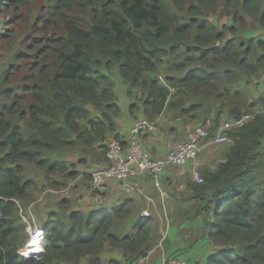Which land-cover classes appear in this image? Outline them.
Here are the masks:
<instances>
[{
    "label": "trees",
    "instance_id": "obj_1",
    "mask_svg": "<svg viewBox=\"0 0 264 264\" xmlns=\"http://www.w3.org/2000/svg\"><path fill=\"white\" fill-rule=\"evenodd\" d=\"M217 4L54 0L39 19L46 42L42 57L22 68L26 97L9 89L0 93L7 99L0 102V264H80L86 256L97 258L106 243L121 250L129 264L147 255L149 221L138 219L122 234L114 230L115 223L130 217L128 203L110 211L68 214L66 199L43 227L42 256L26 259L19 254L28 237L18 234V206L36 187L33 179L22 176V163L59 174L63 180L55 185L66 187L76 172L45 155L58 147H99L105 156V136L115 131L120 113L115 76L129 97L142 91L139 102L146 118L168 108L183 123L212 119L211 134L226 107L227 120L255 113L252 107L260 110L242 127L226 132L228 146L216 168H199L198 181L187 186L196 201L194 215L213 218L204 231L216 252L206 264H264V95L248 103L243 91L230 88L235 81L264 73V0H221L223 14L229 16L225 23L208 14ZM249 17L262 36L246 32ZM227 33L232 37L226 39ZM191 99L196 100L189 103ZM135 107L130 104L131 111Z\"/></svg>",
    "mask_w": 264,
    "mask_h": 264
},
{
    "label": "crops",
    "instance_id": "obj_2",
    "mask_svg": "<svg viewBox=\"0 0 264 264\" xmlns=\"http://www.w3.org/2000/svg\"><path fill=\"white\" fill-rule=\"evenodd\" d=\"M114 81L120 113L114 121L115 131L105 136V145L116 136L121 141H127L135 120L145 117L142 104L139 102L142 91L135 90L129 97L123 82L117 76L114 77ZM261 82L263 84H259L260 91L264 92V81ZM132 103H136V107L131 111ZM156 117L159 119L157 128L142 135L140 141L142 148L152 159H161L176 143L184 141L196 125L193 122L183 123L176 112H163ZM62 156L64 158L61 161L71 165L73 172H76V186L60 199L68 201V214L89 213L93 210L110 211L123 203H128L131 215L124 222L125 230L131 231L132 225L138 219L149 221L151 225L147 247L150 264H161L163 259L168 257L181 259L189 264H206L207 258L216 252L215 246L204 231L205 223L212 222L213 218L211 214L194 215L192 207L196 201L191 199L192 192L187 186L188 182L198 181V172L195 168L201 161L194 162L192 170H187L189 172H186V169L180 171L173 167L167 168L160 179L159 187L147 174H139L132 179L137 186L133 194L120 192L117 182L109 179L107 191L110 195L109 200L102 201L90 190V174L106 167L103 148L96 147L92 151H83L81 148L66 150ZM179 182H183L184 185L179 186ZM57 203L44 202L37 204L36 208L31 205L27 211L35 224L45 228L49 213ZM115 263L129 264V260L123 256L121 250L111 248L107 243L97 258L86 256L80 260V264Z\"/></svg>",
    "mask_w": 264,
    "mask_h": 264
},
{
    "label": "rangeland",
    "instance_id": "obj_3",
    "mask_svg": "<svg viewBox=\"0 0 264 264\" xmlns=\"http://www.w3.org/2000/svg\"><path fill=\"white\" fill-rule=\"evenodd\" d=\"M196 1L197 0H184L185 6L188 7L191 4H195ZM24 2L25 5L20 6L18 1L16 0H0V93L4 90L7 91L9 89L15 94L20 95L23 99L26 97V95L24 91L22 92V90L28 85V83L23 82L25 80H23L22 78V75L24 73L22 72V68L32 61H37L38 57H42L41 55L39 56V53L41 47L45 45L46 42L44 40V35L39 31V19L44 13L48 11L50 6L54 4V0H24ZM208 14L212 17L216 16L219 19L220 23H225V20L229 18V16L223 14L221 0H218V4L215 10L213 12H208ZM246 26L248 29L246 32L248 34L253 36L258 35V37L262 36L263 31L251 17L248 18ZM231 37L232 35L230 33L226 34V39H229ZM12 75H14V77L8 80H4L7 76ZM263 75L264 73H262L259 77H255L254 79L247 78L244 81H235L230 85V88L232 89V91L236 89L243 91L248 98V103H251L256 97H259L260 94L264 95V92L260 91L259 86V84H263V82H261V80L264 81ZM172 93H175V91L172 90ZM12 99L13 98H10L9 100ZM195 100L196 99H191L189 103H193ZM1 101L5 102L7 101V99L4 96H0V102ZM23 105H26V102H24ZM251 109L258 112L260 111L257 107H252ZM228 110L229 107H226L224 109L225 113L221 117L218 125H220L223 121L231 118L226 112ZM165 112L174 113L177 111H172L167 108ZM186 120L187 119H184V121ZM211 120L212 119H209L206 123L198 122L195 125L211 126L213 125V122ZM15 121L16 120H14V122ZM227 146V144H223L220 146L210 145L206 147L194 161L195 163H197V161H201L202 163L201 164L200 162H198L196 168L194 167L196 171L198 172L199 168L202 167H208L209 169L214 170L219 161L224 156ZM64 151H66L64 147H58L52 154L45 155V157H47L50 161L55 159L62 160V158H64V156H62L64 154ZM1 157L2 153L0 152V158ZM194 162L183 167H175V169L180 171L186 169V172H189L192 170ZM22 167V176L29 179L31 178L36 183V187L32 189V193L30 192L29 198L25 202H20L18 206L21 208H19V213L17 215V225L21 226V228L20 226H18L17 228L18 230H20L18 234H20L21 236L24 235L25 237L27 224H25L26 222L22 221L21 217H19L21 213L20 211L22 210V213L26 214V208L30 207L31 205L33 208H36L37 204L44 202L48 204L56 202L59 203L60 199L65 196V194L61 192L65 187V184L57 187L54 181L61 183L63 180L62 177L59 174L51 175L47 172L46 169L37 166V164L23 162ZM178 185L181 186L184 185V183L179 182ZM135 188H137V186H135ZM72 190L73 188L70 190V192ZM107 191L108 190H105L98 195L93 191L92 193L96 195L100 200L108 201L110 195ZM135 192L136 190L131 192L130 194H133ZM57 205H55V209H57ZM54 208L51 211H54ZM27 216L30 218L29 221L32 222L29 214ZM123 228H125L123 222L115 223L114 230L116 233L122 234L124 231ZM26 243L27 241L25 242L24 246L20 248L19 252L25 250Z\"/></svg>",
    "mask_w": 264,
    "mask_h": 264
},
{
    "label": "built area",
    "instance_id": "obj_4",
    "mask_svg": "<svg viewBox=\"0 0 264 264\" xmlns=\"http://www.w3.org/2000/svg\"><path fill=\"white\" fill-rule=\"evenodd\" d=\"M256 113H247L239 118L223 121L216 132L211 134V127L198 125L195 126L187 135V138L176 143L161 159H152L141 146V136L154 131L158 125V117L149 119L146 117L135 120L130 129V137L127 142L113 139L106 145L105 168L93 171L90 174L91 190L100 194L107 189L108 180L117 182L120 192L130 194L135 191V184L132 179L139 174H147L151 180L159 187L160 179L169 167H183L192 164L197 156L210 145H223L229 142L227 131L237 129L251 121ZM76 186V180L62 189V193H69ZM22 221H25L26 234L28 237L25 251H20V255L26 258L39 259L43 254V242L45 230L43 227L29 221L30 218L20 211ZM33 244V245H32ZM30 247L34 253L28 254L26 248ZM28 254V255H27ZM133 264H150L148 255L141 257ZM161 264H189L177 258H165Z\"/></svg>",
    "mask_w": 264,
    "mask_h": 264
},
{
    "label": "bare ground",
    "instance_id": "obj_5",
    "mask_svg": "<svg viewBox=\"0 0 264 264\" xmlns=\"http://www.w3.org/2000/svg\"><path fill=\"white\" fill-rule=\"evenodd\" d=\"M32 245H33V244H32ZM30 249H31L30 247L26 248V250H28L27 253H28L29 255L32 254V253H34V251H33V250H30ZM24 251H25V250H24ZM28 254H27V255H28Z\"/></svg>",
    "mask_w": 264,
    "mask_h": 264
},
{
    "label": "clouds",
    "instance_id": "obj_6",
    "mask_svg": "<svg viewBox=\"0 0 264 264\" xmlns=\"http://www.w3.org/2000/svg\"><path fill=\"white\" fill-rule=\"evenodd\" d=\"M20 254V253H19ZM24 257V256H23ZM24 258H26V257H24ZM26 259H29V258H26Z\"/></svg>",
    "mask_w": 264,
    "mask_h": 264
}]
</instances>
